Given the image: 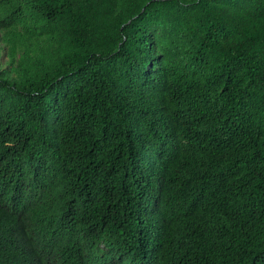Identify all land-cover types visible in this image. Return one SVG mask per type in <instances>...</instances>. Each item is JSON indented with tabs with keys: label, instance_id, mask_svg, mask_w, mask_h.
Segmentation results:
<instances>
[{
	"label": "trees",
	"instance_id": "trees-1",
	"mask_svg": "<svg viewBox=\"0 0 264 264\" xmlns=\"http://www.w3.org/2000/svg\"><path fill=\"white\" fill-rule=\"evenodd\" d=\"M59 261L264 264V0H0V264Z\"/></svg>",
	"mask_w": 264,
	"mask_h": 264
},
{
	"label": "clouds",
	"instance_id": "clouds-1",
	"mask_svg": "<svg viewBox=\"0 0 264 264\" xmlns=\"http://www.w3.org/2000/svg\"><path fill=\"white\" fill-rule=\"evenodd\" d=\"M58 236H59V233H58ZM90 237L95 241V244L93 246H94V249L97 250L99 254H102L103 250L108 249V248H106L104 246L103 240H98L94 235H92ZM80 255L83 257L86 254L85 253H81ZM59 264H62V261H59ZM72 264H82V263L80 261H74V262H72Z\"/></svg>",
	"mask_w": 264,
	"mask_h": 264
}]
</instances>
